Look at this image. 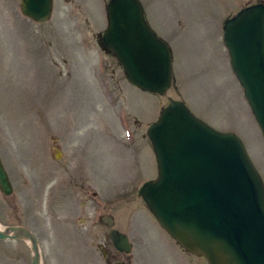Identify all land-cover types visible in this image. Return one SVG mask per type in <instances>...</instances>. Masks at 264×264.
I'll use <instances>...</instances> for the list:
<instances>
[{
  "label": "rangeland",
  "instance_id": "1",
  "mask_svg": "<svg viewBox=\"0 0 264 264\" xmlns=\"http://www.w3.org/2000/svg\"><path fill=\"white\" fill-rule=\"evenodd\" d=\"M108 1L52 0L50 18L36 23L20 0H0V156L13 189L0 192V228L33 232L41 264H208L139 196L158 174L147 130L179 101L237 136L264 186V143L222 42L224 23L264 0H138L171 51L161 96L133 86L102 46ZM111 228L127 237L130 261L112 246ZM28 245L0 240V264H31Z\"/></svg>",
  "mask_w": 264,
  "mask_h": 264
},
{
  "label": "water",
  "instance_id": "2",
  "mask_svg": "<svg viewBox=\"0 0 264 264\" xmlns=\"http://www.w3.org/2000/svg\"><path fill=\"white\" fill-rule=\"evenodd\" d=\"M23 16L46 22L52 0H20ZM102 43L129 82L163 95L171 84V55L144 21L138 0H111ZM231 70L264 136V5L240 11L223 26ZM158 177L139 190L151 214L176 243L208 264H264V188L240 140L195 118L170 100L148 129ZM0 190L11 186L0 161ZM110 239L128 252L127 237ZM0 240L30 244L31 264H41L35 236L23 227L0 228Z\"/></svg>",
  "mask_w": 264,
  "mask_h": 264
},
{
  "label": "flooded vegetation",
  "instance_id": "3",
  "mask_svg": "<svg viewBox=\"0 0 264 264\" xmlns=\"http://www.w3.org/2000/svg\"><path fill=\"white\" fill-rule=\"evenodd\" d=\"M0 159H1V156H0ZM2 161V160H1ZM2 164H3V162H2ZM3 166H4V164H3ZM4 169H5V171L7 172V170H6V168L4 167ZM7 175H8V177H9V174L7 173ZM10 179V178H9ZM10 182H11V180H10ZM17 241H19V240H17ZM117 251V250H116ZM117 252H119V251H117ZM120 253V255H123V257H127L128 259H129V261L132 259V255H131V252L130 253H128V254H125V253H123V252H119ZM119 255V254H118ZM105 256V255H104ZM113 264H127V260H118L116 263H113Z\"/></svg>",
  "mask_w": 264,
  "mask_h": 264
}]
</instances>
